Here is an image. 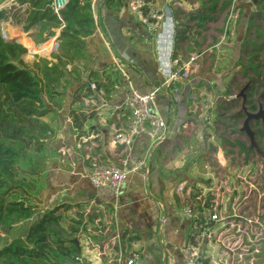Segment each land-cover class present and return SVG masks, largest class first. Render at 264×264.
<instances>
[{
    "label": "crops",
    "instance_id": "obj_1",
    "mask_svg": "<svg viewBox=\"0 0 264 264\" xmlns=\"http://www.w3.org/2000/svg\"><path fill=\"white\" fill-rule=\"evenodd\" d=\"M151 1L153 6L169 5L178 23L186 22L189 26L196 23L187 19L196 11L191 10L187 0ZM128 3L129 0L91 1L96 29L85 38L84 58L66 67L67 83L65 87L60 86L62 94L48 102L51 112L41 118L51 130V135L45 140L44 151L33 152L28 157L30 162L27 161L32 167L35 164L43 168L35 197L30 201L35 205L36 214L24 221L26 229L22 236L17 237H23L33 222L54 207L79 205L56 213L61 217L64 228L73 220L81 221L75 239L80 254L67 264H114L119 248L137 252L143 264H188L183 248L193 230L191 220L182 211L187 205L198 210L201 204L207 205L211 201L207 193L196 190L210 184L194 181L192 177L197 172L193 168L183 170L179 161L171 162L165 153L176 138L178 126L182 123L180 118L184 115L175 108L176 100L172 99L170 90L180 89V98L187 96L190 77L180 82L167 80L169 32L165 30L162 36L149 32ZM11 7L17 9L18 18L10 15L1 21L7 26V37L18 40L25 34L21 26L25 23L28 4L0 0V8L12 12ZM31 30L29 34L34 37L36 30ZM58 31H55L50 44H35L33 37L29 36L24 37L26 45L33 49L34 54L42 52L48 56L56 47L53 38ZM190 43L191 40H186L181 44V61L191 57L195 59L193 55L184 57ZM204 52L200 51L198 56ZM30 59L28 63L33 60L32 57ZM85 82L89 83V88L88 85L82 86ZM170 83L172 88L168 87ZM130 88L141 93L160 88L154 105L166 122L167 134L148 156L149 142L145 137L139 138L131 147L112 144L114 135L129 124L124 98ZM74 111L88 118L80 129L73 125L71 113ZM129 149L142 164L138 171L127 176L120 196L115 197L105 188L93 189L87 178L88 158L98 156L103 163L116 166ZM206 181L209 182L208 179ZM221 225V221L212 223L204 233H195V247L199 259L205 264H216L220 245H213L210 238ZM10 230L3 244L15 237L14 231Z\"/></svg>",
    "mask_w": 264,
    "mask_h": 264
},
{
    "label": "rangeland",
    "instance_id": "obj_2",
    "mask_svg": "<svg viewBox=\"0 0 264 264\" xmlns=\"http://www.w3.org/2000/svg\"><path fill=\"white\" fill-rule=\"evenodd\" d=\"M187 1L196 11L201 1L210 4V0ZM231 2L205 22L184 51V57L195 59L188 95L174 101L184 115L165 153L183 170L193 168L194 181L210 184L196 190L211 200L219 194L216 213L222 225L210 238L213 245H220L216 264H264V0ZM1 27L6 32L3 21ZM23 36L29 37L27 32ZM52 42L50 38L43 46ZM24 48L23 60L28 62L35 52ZM256 64L259 75L244 71ZM250 86H254L252 94L247 90ZM258 112L259 118L245 121L246 115ZM25 229L22 222L12 234L22 236Z\"/></svg>",
    "mask_w": 264,
    "mask_h": 264
},
{
    "label": "trees",
    "instance_id": "obj_3",
    "mask_svg": "<svg viewBox=\"0 0 264 264\" xmlns=\"http://www.w3.org/2000/svg\"><path fill=\"white\" fill-rule=\"evenodd\" d=\"M27 3L28 10L21 30L27 32L36 28L35 44L46 43L54 37L56 47L48 56L33 54L32 62L23 60L27 47L25 38L7 42L0 34V263L2 264H67L79 256V247L74 243L80 231L81 221L64 228L61 217L56 215L61 209L67 211L79 205L63 204L45 212L33 222L23 237H13L4 242L8 229L28 221L36 214L35 205L30 201L38 189L42 170L39 165L27 164V152L41 153L45 140L51 135L48 125L41 121L51 112L50 100L62 94L65 87L68 65L84 58L85 38L96 29L92 12V0H68L59 16L54 12L51 0H17ZM109 1V0H106ZM231 0H210L209 6L201 1L200 9L188 16V21H196L193 26L175 20L174 55L181 51V44L194 40L198 31L204 29L205 22L215 13L229 8ZM10 9H14L11 7ZM0 8V21L10 15L18 18L16 10L8 12ZM187 21V22H188ZM31 46V45H30ZM257 56L254 55L253 59ZM259 64L244 68L253 74H260ZM72 70V68L70 69ZM88 85L85 82L82 84ZM169 84L168 87H173ZM254 86L247 90L253 92ZM180 89L170 90L172 99L178 102ZM252 94V93H250ZM75 129H80L88 119L78 111L71 113ZM242 152L247 149L235 143ZM194 199V196H193ZM209 204V202H207Z\"/></svg>",
    "mask_w": 264,
    "mask_h": 264
},
{
    "label": "built area",
    "instance_id": "obj_4",
    "mask_svg": "<svg viewBox=\"0 0 264 264\" xmlns=\"http://www.w3.org/2000/svg\"><path fill=\"white\" fill-rule=\"evenodd\" d=\"M68 0H51L54 12L59 16V12L65 7ZM128 7L135 14L136 18L145 25L149 32H155L162 36L165 30L169 32V65L166 70L167 80L170 82H180L189 80L190 66L193 58L181 61L179 55H174V35L175 21L169 5L153 6L151 0H129ZM1 35H5V30L1 27ZM91 87L93 85L91 84ZM160 88L152 89L149 92L141 93L135 88H130L124 98V107L129 115V124L126 129L119 130L112 140L116 147H131L139 138L145 137L148 142L146 156L149 151L165 140L167 125L159 115L154 99ZM142 162L135 157L129 149L124 157H121L118 165H107L98 156L88 158V181L93 189L105 188L112 195L118 197L125 179L130 173L138 171ZM217 211L215 199L209 204H201L196 210L195 207L187 205L182 213L192 222V234L183 248V253L188 264H205L199 259L195 247V233H204L210 224L219 223L220 218ZM114 264H143L142 258L137 252H127L119 248L116 252Z\"/></svg>",
    "mask_w": 264,
    "mask_h": 264
},
{
    "label": "water",
    "instance_id": "obj_5",
    "mask_svg": "<svg viewBox=\"0 0 264 264\" xmlns=\"http://www.w3.org/2000/svg\"><path fill=\"white\" fill-rule=\"evenodd\" d=\"M4 39L7 41V42H13V41H15L16 40V38H8V37H4ZM247 117H246V120L245 121H248V120H254V119H257V118H259L260 116H261V113L260 112H258L257 114H255V115H246ZM245 125H246V122H245ZM74 243L77 245L78 244V242L76 241V240H74Z\"/></svg>",
    "mask_w": 264,
    "mask_h": 264
},
{
    "label": "bare ground",
    "instance_id": "obj_6",
    "mask_svg": "<svg viewBox=\"0 0 264 264\" xmlns=\"http://www.w3.org/2000/svg\"><path fill=\"white\" fill-rule=\"evenodd\" d=\"M5 37H7V31H6V33H5ZM14 38H16V37H14ZM13 39V38H12Z\"/></svg>",
    "mask_w": 264,
    "mask_h": 264
}]
</instances>
